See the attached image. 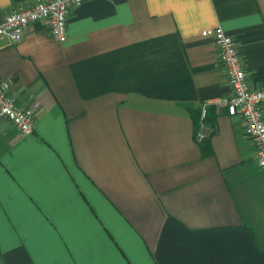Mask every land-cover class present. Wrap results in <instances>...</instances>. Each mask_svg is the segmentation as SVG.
I'll list each match as a JSON object with an SVG mask.
<instances>
[{"label":"crops","instance_id":"0c3cea01","mask_svg":"<svg viewBox=\"0 0 264 264\" xmlns=\"http://www.w3.org/2000/svg\"><path fill=\"white\" fill-rule=\"evenodd\" d=\"M0 0V19L17 4ZM264 85V0H85L0 38V80L34 129L0 121V264H264V169L204 29ZM208 104L196 139L184 104Z\"/></svg>","mask_w":264,"mask_h":264},{"label":"built area","instance_id":"2783aa9c","mask_svg":"<svg viewBox=\"0 0 264 264\" xmlns=\"http://www.w3.org/2000/svg\"><path fill=\"white\" fill-rule=\"evenodd\" d=\"M84 1L30 0L17 4L0 19V38L8 37L13 42L18 41L31 22L45 19L52 38L62 42L67 35L69 14ZM201 34L213 39L231 89L229 96L216 99L214 104L225 106L229 115H237L242 120L245 136L255 150L257 166L264 169V85L253 87L249 84L237 43L221 26L204 29ZM39 104L37 99L28 105L19 103L9 93L3 80H0V121L11 123L21 134L33 131L35 111ZM207 112L208 104L205 103L200 106L197 140L210 134L204 123Z\"/></svg>","mask_w":264,"mask_h":264},{"label":"trees","instance_id":"16d2710c","mask_svg":"<svg viewBox=\"0 0 264 264\" xmlns=\"http://www.w3.org/2000/svg\"><path fill=\"white\" fill-rule=\"evenodd\" d=\"M184 105L191 113V117L194 120L195 124L197 125L199 121V116H200V109L195 108L192 104H184Z\"/></svg>","mask_w":264,"mask_h":264}]
</instances>
